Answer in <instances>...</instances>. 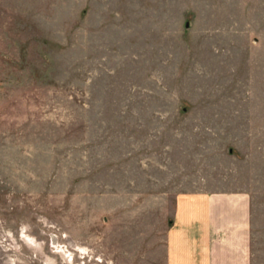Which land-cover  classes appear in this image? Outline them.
Here are the masks:
<instances>
[{
  "label": "rangeland",
  "instance_id": "1",
  "mask_svg": "<svg viewBox=\"0 0 264 264\" xmlns=\"http://www.w3.org/2000/svg\"><path fill=\"white\" fill-rule=\"evenodd\" d=\"M237 189L264 264V0H0V264H165Z\"/></svg>",
  "mask_w": 264,
  "mask_h": 264
},
{
  "label": "crops",
  "instance_id": "2",
  "mask_svg": "<svg viewBox=\"0 0 264 264\" xmlns=\"http://www.w3.org/2000/svg\"><path fill=\"white\" fill-rule=\"evenodd\" d=\"M250 197L243 190L176 196L165 264H251Z\"/></svg>",
  "mask_w": 264,
  "mask_h": 264
}]
</instances>
